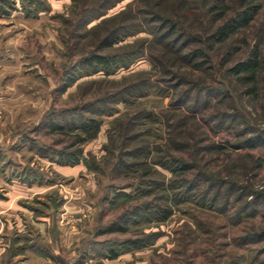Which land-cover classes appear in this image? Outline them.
Listing matches in <instances>:
<instances>
[{
	"label": "rangeland",
	"instance_id": "obj_1",
	"mask_svg": "<svg viewBox=\"0 0 264 264\" xmlns=\"http://www.w3.org/2000/svg\"><path fill=\"white\" fill-rule=\"evenodd\" d=\"M100 1L0 0V264H264V0L166 1L182 51L141 25L103 51L141 49L129 67L61 92L117 22L102 18L147 7L120 0L79 25ZM247 7L246 23L207 40ZM253 51L247 83L230 68ZM80 115L99 121L95 137L74 127Z\"/></svg>",
	"mask_w": 264,
	"mask_h": 264
},
{
	"label": "trees",
	"instance_id": "obj_2",
	"mask_svg": "<svg viewBox=\"0 0 264 264\" xmlns=\"http://www.w3.org/2000/svg\"><path fill=\"white\" fill-rule=\"evenodd\" d=\"M118 1L120 0H102L98 5L85 9L79 17L78 24L83 26L84 24H87L94 19L101 18L103 15H105L107 9L112 7ZM137 1L140 2L142 0ZM166 1L170 2L171 0H145L143 4L147 6L146 9L131 8L130 5H127V7H125L118 13L113 14L110 17L102 18L100 20L101 24H106L113 19L117 22L116 24H112L111 27L107 28L106 32L102 37H100V39L98 38L99 36L97 37L96 44H94L92 50L71 63L72 65L70 68V73L68 74V76H66L64 84L60 87V91H65L66 88L77 79L78 75H87L99 71H103L104 74L109 75L114 73L120 67H129L136 58L142 55L141 49L132 50L130 52L126 51L122 54H109L104 53L103 51L112 49L117 43L123 41L126 37L134 35L135 33L141 31V25H145L146 30L152 35L153 41H166L165 45L167 47H170V49L176 52L182 51L184 49L185 44H183V42L185 41L184 39H186V35L180 32L181 30L178 27L176 21L166 16L164 11L162 12L163 14L159 11L161 5ZM183 1H179L178 4L182 5ZM251 8L252 7H247L227 21L219 24L215 28V30H213L208 35L207 40L212 41V43L224 41L231 30L248 21ZM209 9L210 11L215 12V18L220 17L222 13H224H221L219 8H217L216 6H211ZM139 14H141V16H139L141 18L138 22H130L126 24V20L137 18ZM177 42L181 43L178 45ZM203 55L204 52L196 48L192 50L190 54L184 55L183 58L184 60H186L187 58L196 60ZM198 65L200 64H196V66ZM80 68L83 69V71L76 75V72L80 71ZM230 69L235 74L246 73L247 76H245L244 79H246L247 83L250 82L254 77L255 71L257 70V60L255 52H251L250 57L248 56L244 61L236 63ZM54 127L55 129L61 130L62 124L60 122H56ZM74 127H79L82 131L89 132L88 138H93L98 132L99 121L96 118H92L87 115L85 117L80 115L79 122L78 124H75ZM78 154L77 152H57L58 158L56 161H60L63 163L79 162L80 156ZM175 165L181 166V162L176 161ZM119 230H123V228L120 227ZM107 249V252L112 253L108 254L107 257H111V255L113 257V255H115V250L112 247H109Z\"/></svg>",
	"mask_w": 264,
	"mask_h": 264
}]
</instances>
